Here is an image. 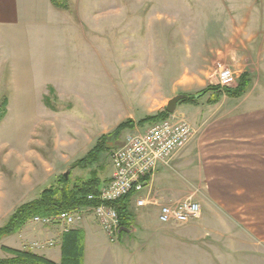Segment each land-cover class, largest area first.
Masks as SVG:
<instances>
[{
  "label": "rangeland",
  "instance_id": "rangeland-1",
  "mask_svg": "<svg viewBox=\"0 0 264 264\" xmlns=\"http://www.w3.org/2000/svg\"><path fill=\"white\" fill-rule=\"evenodd\" d=\"M62 3L65 8L46 22L0 27V111L8 101L0 123V194L20 207L61 185L68 170L71 186L94 179L102 183L111 175L112 161L104 148L94 153L98 145L122 125L131 126L121 130L118 148L128 134L159 122L145 120L164 114L174 97L214 88L198 102L179 104L176 118L195 133L169 164L167 180L178 185L180 203L201 205L202 217L188 225H163L161 203L132 207L135 220L144 212L157 218V242L149 236L134 250L142 264H264V229L258 228V235L247 226L250 222L235 220L233 181L222 180L218 170L224 168L220 162L233 160L224 156L225 144L237 141L224 133L211 136L213 119L208 118L214 110L220 111L215 118H226L250 104L264 106V0ZM223 69L235 76L229 90L237 88L243 74L252 85L241 99L221 93L217 109L208 102L223 87ZM71 213L77 218L73 228L84 219L95 223L90 206ZM97 231L99 242L90 249L89 261H109L108 249L119 244ZM61 232L58 224L36 225L31 219L4 245L41 255L55 247ZM52 235L55 239L49 240Z\"/></svg>",
  "mask_w": 264,
  "mask_h": 264
},
{
  "label": "crops",
  "instance_id": "crops-1",
  "mask_svg": "<svg viewBox=\"0 0 264 264\" xmlns=\"http://www.w3.org/2000/svg\"><path fill=\"white\" fill-rule=\"evenodd\" d=\"M55 10L57 11L51 0H0V27L8 26L6 24L7 22L9 26L17 28H22L24 25L27 26V24L32 22L43 23L49 20V18L53 16V13L56 15ZM234 26L236 28L237 25L235 24ZM222 103L223 99L215 104H210V102H208L210 107H217V109H220L219 106H222ZM249 107L250 108L245 106L244 110H238L235 112L236 114L233 112L226 118H223L224 114L219 118H215V115H219L220 111H212L208 116V118L211 117L213 119L211 122L212 126L209 128V133L211 136H219L222 133L228 134L237 141L235 143L225 144V150H223L225 153L224 156L233 157V160L229 158L224 162H220L224 168L218 170L223 174L221 177L222 180L225 182L233 181V188L235 189L234 198L237 199L233 205L236 211L235 213H239V218L236 216L235 220L246 222V224L250 222V225L247 224V226L250 227L251 231L255 227L256 230L254 231L258 234V228L264 229V106L259 107V105H254L252 107L250 104ZM207 137H209V134ZM179 153L173 157L171 162L179 156ZM230 153H232V155H230ZM113 169L112 163L111 175L108 179L102 181L100 189L110 181ZM171 169L170 165L160 167L154 174L151 185L142 193L133 195L130 203V213L132 207L139 208L136 203L140 199H145L147 202H152L151 200H153V202H159L164 206H174L180 203L182 198L178 190V185H169L168 183L170 182H167L171 174L169 170ZM210 171L216 172L214 169H210ZM228 184H225L223 187H231V185ZM17 208H19L17 203L12 205V201H10V199L8 200V196L0 194V228L9 221ZM155 209H157V207ZM93 221L91 219H84L76 227V229H81L85 234L84 264H142L139 258L140 253H136L137 249L134 250V248H137L138 245L142 246L147 237L150 240L155 236L156 239L154 243L157 242V218L144 212L141 216H138V219H134L133 232L121 236L122 239H120L118 243L119 246L108 249L110 250L111 260L89 261L91 250L95 245L94 243L99 242V240H97L99 237V232L97 230L98 228L102 230L97 220L95 219V223ZM148 222L152 224H148ZM148 227H150V229H148ZM62 235L63 233L61 232L53 249H47L45 250L46 252L44 251L41 255L55 263H60L62 259ZM14 236L16 235L5 237V239L1 241L0 259L8 257V255L2 251V247L23 250L21 248L4 245L7 239L12 240ZM149 236L152 237L149 238ZM53 239H55L54 235L49 238V240ZM148 239L147 241H149ZM152 242L145 244V247L141 249H147ZM99 249H101V247L97 246L96 250L99 251Z\"/></svg>",
  "mask_w": 264,
  "mask_h": 264
},
{
  "label": "built area",
  "instance_id": "built-area-1",
  "mask_svg": "<svg viewBox=\"0 0 264 264\" xmlns=\"http://www.w3.org/2000/svg\"><path fill=\"white\" fill-rule=\"evenodd\" d=\"M219 79L223 87H229L235 82V76L228 69L220 71ZM194 133L189 123L178 120L173 114L143 133L128 134L122 145L111 151L114 169L110 181L97 194L88 196L89 201L97 203L91 207L94 217L111 243L118 244L122 235L119 234L120 219L115 204L148 188L158 169L168 166L173 157L190 144ZM136 204L144 208L156 202L140 199ZM201 215V205L187 200L174 206L160 207L159 222L163 225L183 226L197 221ZM76 219L73 213L66 212L51 217L36 216L32 223L43 226L58 224L66 233L73 228ZM54 245L53 241L49 243L51 247Z\"/></svg>",
  "mask_w": 264,
  "mask_h": 264
},
{
  "label": "trees",
  "instance_id": "trees-1",
  "mask_svg": "<svg viewBox=\"0 0 264 264\" xmlns=\"http://www.w3.org/2000/svg\"><path fill=\"white\" fill-rule=\"evenodd\" d=\"M51 2L56 9L65 8L63 6L62 0H51ZM251 85L252 82L249 80V75L243 74L235 90H229L226 87H220L221 89L219 90L221 91L218 93L217 98L209 102L210 104H215L219 102L223 95L221 93H225L229 98L232 99H241L247 94V92L251 88ZM214 90L216 89H208L207 91H203L201 94H198L194 97L186 96L187 98L180 104L192 103L194 100L198 102L209 91ZM49 103L50 100L46 98V106H49ZM7 105L8 101L5 99L2 105V109L0 111V123L6 116ZM169 116L170 114L166 111L164 114L157 116V118H149L145 121H162L167 119ZM145 121H143L142 124H144ZM127 127L131 126L122 125L113 135L106 139L105 144L103 143L101 146L98 145L95 148L94 153H101L102 148H104V150L108 152L112 151L107 149V142H111L112 139H114L115 143H117V139L120 136V132H122L121 130ZM91 155L92 153L90 154V156ZM86 161L87 158L78 162L76 166L78 167L80 165H83ZM70 178L71 177L66 179L64 176H62L61 185L45 189L36 200L26 203L17 208V210L11 216L9 221L2 228H0V242L5 237L17 234L27 224L28 221H30L36 216H58L62 213L76 211L81 207L96 206L97 203L89 201L88 196L91 194L98 193L101 183L100 180H88V182L86 183H80L71 186L69 183ZM133 195L134 194H131L115 204L119 215L121 228L131 229L134 226V217H132V214L130 213V203ZM125 235V233H122L121 236ZM2 251L5 252L8 257L0 259V264H84L85 234L81 229L76 228H72L68 232L63 233L61 242L62 259L60 263H55L47 259L46 257L36 254L30 250H17L2 247Z\"/></svg>",
  "mask_w": 264,
  "mask_h": 264
},
{
  "label": "water",
  "instance_id": "water-1",
  "mask_svg": "<svg viewBox=\"0 0 264 264\" xmlns=\"http://www.w3.org/2000/svg\"><path fill=\"white\" fill-rule=\"evenodd\" d=\"M186 98H187L186 95H178V96L174 97L172 100L169 101L168 106H167V108H166V111H167L170 115L175 114L176 111H177V108H178L179 104H180L181 102H183ZM106 147H107L108 150H114V149L116 148V146H115V140L112 139L111 142L108 141ZM69 173H70V171L68 170L63 176H64L66 179H68V178H69ZM132 230H133V228H131V229L121 228V229L119 230V234H122V233L130 234V233L133 232Z\"/></svg>",
  "mask_w": 264,
  "mask_h": 264
}]
</instances>
